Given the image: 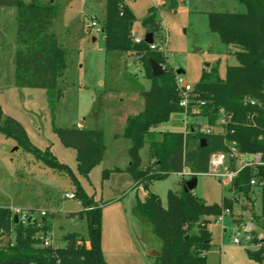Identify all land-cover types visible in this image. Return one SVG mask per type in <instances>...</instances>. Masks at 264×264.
<instances>
[{
    "label": "rangeland",
    "instance_id": "1",
    "mask_svg": "<svg viewBox=\"0 0 264 264\" xmlns=\"http://www.w3.org/2000/svg\"><path fill=\"white\" fill-rule=\"evenodd\" d=\"M29 2L31 0H21ZM48 2L50 0H38ZM57 16L52 30L60 47L67 54L65 65L57 79L58 98L54 105L48 92L42 88L20 87L14 83V53L16 48V8L0 6V124L4 116H11L24 127L26 135L36 148L57 165L52 167L36 157L12 136L0 130V206L31 210L36 221L44 219L51 225L52 244L62 246L65 233H74L87 239L85 219H70L69 212L82 209L76 194L77 186L87 197L100 202V248L107 264H151L155 258L149 252L160 242L150 231L149 224L134 210L142 190L134 188L128 173L111 171L102 176L104 169L123 166L127 139L115 136L125 117L135 114L141 107L138 91L147 88L150 80L142 60L132 52L106 54L101 27L105 0H53ZM135 17L132 33L143 37L146 27L142 19L150 7L154 8L158 28L152 35L156 43L165 44L168 64L181 69L180 76L193 86L203 70L216 67L217 75L224 79L228 65L237 63L233 48L221 42L207 25L209 11L243 13L246 7L237 0H127ZM94 26H89L91 21ZM207 124L201 115L173 112L156 130L186 131ZM99 128L104 132L102 160L86 175L76 168V150L63 145L53 128ZM142 165L152 164L147 144L139 149ZM196 185L192 192L206 203L221 204L230 201L228 214L217 220L209 219L211 246L206 252L208 264H264L248 256L251 245H235L231 232L238 225L251 224L253 240L264 242V230L252 220L251 209L258 215L261 209L259 187L252 185L247 195L234 193L231 186L205 173L193 175ZM190 176L169 173L153 180L149 190L166 205V193L180 191L181 180ZM41 210L47 216H40ZM190 228V232L194 231Z\"/></svg>",
    "mask_w": 264,
    "mask_h": 264
},
{
    "label": "trees",
    "instance_id": "2",
    "mask_svg": "<svg viewBox=\"0 0 264 264\" xmlns=\"http://www.w3.org/2000/svg\"><path fill=\"white\" fill-rule=\"evenodd\" d=\"M246 7L245 12L209 11L207 25L221 42L233 48L237 63L228 65L224 79L217 75L216 67L203 70L199 80L186 95L187 105L179 104L181 95L175 83L176 70L161 52L149 49L141 40H132V24L135 17L127 0H105L101 21L106 54L132 52L142 60L150 80L147 88L139 89L142 108L129 114L120 133L128 141L126 150L128 164L124 169H104L102 176L111 171H125L134 186L141 185L145 191L142 200L137 199L135 213L149 224L150 231L160 242L159 255L151 264H208L206 252L211 246V234L207 228L209 219L224 208L230 209V201L221 204L206 203L192 191H184L186 180H181L180 191L168 190L166 205H161L157 195L149 190L153 180L162 179L169 173L186 169L194 173L207 171L208 156L213 151L225 150L226 140H234L242 152H259L264 160V0H237ZM0 6L16 8V48L14 53V83L20 87L42 88L54 105L58 98L57 79L65 65L67 54L59 46L57 36L51 29L57 16L53 1L0 0ZM146 32L158 28L154 8L148 9L142 19ZM152 58L163 65V73L154 77L147 64ZM253 104H250V101ZM192 109L198 110L192 112ZM223 110L229 116L224 126L225 134L198 133L192 126L186 131L156 130L161 122L168 120L173 112L201 115L209 125H216ZM0 130L14 136L18 142L36 157L52 167L66 168L46 158L29 141L24 127L11 116H4ZM60 142L76 150V168L81 174L97 165L104 154V132L99 128H53ZM232 130V133L229 131ZM207 144L200 147L199 140ZM147 144L148 158L152 164L142 165L139 149ZM193 176V175H192ZM190 176L189 178H191ZM255 177L260 191V213L251 209L252 220L264 230V165L254 171L243 167L234 178V193L247 195L249 179ZM188 178V179H189ZM260 183V184H259ZM82 209L69 212L68 217L84 215L87 221V239L74 233L62 236V246H42L39 237L51 230L44 219L15 222L10 207L0 206V264H107L100 248L101 211L100 202L87 197L77 186L74 193ZM27 211V210H26ZM31 213V210L27 211ZM47 216L44 215V217ZM194 231L190 232V228ZM89 241V246L85 241ZM253 250L247 249L249 257H264V242Z\"/></svg>",
    "mask_w": 264,
    "mask_h": 264
},
{
    "label": "built area",
    "instance_id": "3",
    "mask_svg": "<svg viewBox=\"0 0 264 264\" xmlns=\"http://www.w3.org/2000/svg\"><path fill=\"white\" fill-rule=\"evenodd\" d=\"M95 21H91L89 26H94ZM96 31H101L102 28H96ZM155 37L152 35V42L150 44H147L149 49L156 50L162 53L163 56H166V50H165V44L163 43H156ZM132 40L134 43H139L141 40H143V37H137L134 34L132 35ZM163 68V65L160 64ZM175 83L177 88L179 89L181 100L179 101V104L183 107H186L187 100L186 95L188 92H190L193 88L190 84L186 83L183 78L180 76V74H176L175 76ZM250 104H253V101L251 100L249 102ZM198 110L192 109V112H197ZM229 120V116L225 114L223 110H220V116L217 120L216 125H209L208 123L205 126L197 127L195 128L198 133L202 134H211L213 132H216L215 129H219V133L225 134L226 131L224 130V126L227 124ZM229 133H232V130L229 131ZM226 149L225 150H218L213 151L208 156V162H207V171L204 172L205 174H211L215 176L219 182L223 186H231L233 184L234 178L236 177L237 173L243 168V167H251L254 169V171L257 170V167L260 165H264V160L261 157V154L259 152H242L240 151L234 140H226L225 141ZM180 176H192L194 172H190L186 169H182L180 172H178ZM257 180L255 177H251L249 179V185H256ZM260 184V183H259ZM67 198H75V195L73 192H69L65 194ZM78 204H80V201L77 200ZM11 214L14 218L15 222H25L26 220H32L34 219L31 213H28L25 210H22L17 207H10ZM229 209L224 208L220 214L217 215V220H222L223 214H228ZM40 216L46 215V211L41 210L39 212ZM252 227L251 224L247 225H238L235 227V229L230 234V240L235 245L245 244V245H251L253 249L257 248L259 246L258 240H253L252 236ZM40 239V245L42 246H57L52 244V239L49 235V233L41 235L39 237ZM89 241H85V245L89 246Z\"/></svg>",
    "mask_w": 264,
    "mask_h": 264
},
{
    "label": "water",
    "instance_id": "4",
    "mask_svg": "<svg viewBox=\"0 0 264 264\" xmlns=\"http://www.w3.org/2000/svg\"><path fill=\"white\" fill-rule=\"evenodd\" d=\"M143 41L146 44H150L152 42V33L151 32H146L145 35L143 36ZM147 64L150 67L151 73L154 77L159 76L160 74L163 73V68L162 66L156 62L155 60H153L152 58H147ZM182 72L181 69H177L176 70V74H180ZM207 144V141L205 138H201L199 140V145L200 147H203ZM196 185V179L194 176H192L191 178L187 179L185 181V184L183 186V190L184 191H192V189L195 187ZM149 255L151 256H158L159 255V251H151L149 252ZM18 263L16 261H8L6 262V264H15Z\"/></svg>",
    "mask_w": 264,
    "mask_h": 264
},
{
    "label": "crops",
    "instance_id": "5",
    "mask_svg": "<svg viewBox=\"0 0 264 264\" xmlns=\"http://www.w3.org/2000/svg\"><path fill=\"white\" fill-rule=\"evenodd\" d=\"M50 1H53V0H50ZM138 98H140V101H141V107L139 108V110L142 108V99H141V97L139 96ZM138 110V111H139ZM137 111V112H138ZM123 127V126H122ZM79 128H84L83 126H79ZM122 129V128H121ZM158 130V129H157ZM160 130V129H159ZM121 131V130H120ZM215 131H216V133H219L218 131H219V129L218 128H216L215 129ZM120 133V132H119ZM126 145H125V151L127 150V147H128V143H125ZM128 164V157H127V153H126V157L124 158V163H123V166H115V167H117V168H120V169H124L125 167H126V165ZM119 172H124V173H127V172H125V171H119ZM178 174V173H177ZM134 188H140V190H142V196H141V198H139V200H142L143 199V197L145 196V191L143 190V188L141 187V185H137V186H134ZM76 218H78V219H85V221H86V218H85V216L84 215H81V216H74L73 218H70V219H76ZM86 224H87V221H86ZM89 243V242H88ZM153 251H155V250H153ZM156 251H157V249H156Z\"/></svg>",
    "mask_w": 264,
    "mask_h": 264
}]
</instances>
